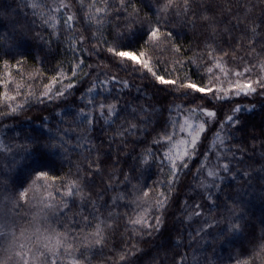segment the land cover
<instances>
[{
	"label": "snow or ice",
	"instance_id": "1",
	"mask_svg": "<svg viewBox=\"0 0 264 264\" xmlns=\"http://www.w3.org/2000/svg\"><path fill=\"white\" fill-rule=\"evenodd\" d=\"M76 2L85 22L94 26L88 37L78 27L79 17L72 10L71 0H26V6L34 17L33 24L39 21L57 38L61 27L71 33L66 48L70 56L69 67L65 70L58 65L55 74L47 78V83L39 80L43 75L39 71L28 77L30 83L17 82L13 71L21 75L23 60L17 57L23 53L14 38L0 34V67L3 69V75H0L3 88L0 109H7L0 110V116L14 114L32 100L40 103L45 100L67 102L77 91V82L91 78L86 92L79 96L83 106L60 114L73 117L77 126L88 130L78 134L77 143L72 146L83 150L80 155L85 160L83 167L76 165L74 177L50 175L41 168H33L13 188L11 185L15 181L7 172L0 170V264H96V256L103 258L100 264L104 261L130 264L140 251L132 238L143 239L163 226V211L171 199L170 193L174 191L178 173L187 169L189 161L196 157L198 142L209 123H218L212 142L216 150L215 161L210 162L206 156L197 169L198 174L203 171L208 178L202 179L199 185L204 190L205 199L210 202L207 214L197 202L190 205L192 211L188 215L189 221L193 217L203 219V225L196 230V236L203 240L210 234L208 229H214L222 222L212 215L213 208L220 207L213 190L222 191L221 184L226 176L236 178L228 160L229 154L235 159V152L229 147L232 139L229 129L239 124L241 107H233L231 114L219 121L216 102L241 96L264 97V18H250L254 5L241 4L243 15L239 11L233 14L231 5L224 8L229 15L227 24L231 27L221 29L213 0ZM177 23L181 29L191 32L190 38L176 27ZM198 23L200 31L197 32ZM17 30L25 34L23 25H19ZM237 32L239 35L235 34ZM86 40L90 47L85 46ZM46 43L51 44V41ZM164 52H170L171 57L162 58L160 53ZM86 57H95L96 63H86ZM8 58L14 59L15 65ZM113 65L125 71L131 70L141 79L150 78L157 86H169L173 97L186 101V104L170 109V114L175 112L176 118L168 122L167 131L153 138L152 144L159 147V155L149 148L140 157L141 167L157 163L162 174L167 168V179L154 181L152 187L133 184L131 172H120L119 159L105 163L108 154L102 152L101 146L88 135L99 120L114 126L117 120L124 119L119 91L131 89L133 85L103 71ZM38 80L40 89L34 91L33 83ZM10 85L13 86L11 89ZM115 85H119V91L112 95ZM194 93L198 95L193 97ZM128 111L135 114V119L141 123L129 120L127 126L121 123L116 128L106 143L112 147L119 141L118 151L124 150L129 138L146 133L151 123L147 107L139 112L130 107ZM66 131L49 128L47 139L40 146L50 152L59 150L68 158L70 141L65 138ZM35 142L39 143L38 140ZM103 143L101 141V145ZM23 147L29 150L27 146ZM0 150L11 151L3 141H0ZM85 151L91 156H85ZM105 169H110L107 176L104 175ZM241 175L249 177L250 174L245 171ZM94 177H100L104 184L103 188L95 191V195ZM117 186L122 190L109 198L110 203L105 201V192ZM228 199L226 197L224 201V208L230 214L224 218L226 228L218 232L213 241L205 240V243L211 245L222 239L245 237L232 257V264H264V233L245 236V214L239 196L232 197V203H228ZM121 203L125 207L134 206L135 212L132 215L121 213ZM122 215L126 220L125 231H130L132 236H122L127 240L124 246L119 250L109 249L115 252L114 257L106 256L104 250L112 242ZM174 247L180 248V241ZM178 255L180 260H174V264H189L187 253ZM191 264L209 262L207 259L201 261L193 254Z\"/></svg>",
	"mask_w": 264,
	"mask_h": 264
},
{
	"label": "trees",
	"instance_id": "2",
	"mask_svg": "<svg viewBox=\"0 0 264 264\" xmlns=\"http://www.w3.org/2000/svg\"><path fill=\"white\" fill-rule=\"evenodd\" d=\"M71 2L73 4L72 10L79 17V29L83 31L86 37L90 36L94 31V26L85 22L76 0H71ZM213 4L216 8L217 22L221 29L225 26L231 27L227 24L229 15L223 10L229 5L232 6L233 14L239 11L241 15H243L241 4L254 5V11L250 18H256L257 20L264 18V0H213ZM0 12L3 13V15H0V34L14 38L20 46L19 51L23 53L22 56L17 57V59L23 60L20 70L21 75H17L15 70L13 71L17 82L28 84L30 83L28 77L39 71L43 73L39 80L47 83V78L55 74L58 65L64 67L65 70L68 69L70 56L66 48L71 33L61 27L59 38H57L52 35L50 29L41 26L39 21L33 24L34 17L31 15V9L26 6V0H0ZM174 23L176 22L174 21ZM19 25L24 26L25 34L17 30ZM176 27L183 33L188 34L189 38L191 37V32L188 29H181L178 23ZM196 30L197 32L200 31L199 23ZM37 33H39V36H37ZM235 34L239 35V32ZM49 40L51 44L46 43ZM85 46L90 47L87 40ZM83 55L86 56V54ZM160 55L162 58L171 57L170 52L160 53ZM8 59L15 65L14 59ZM86 63L94 64L96 58L89 59L86 57ZM103 71L129 81L133 87L119 91V85H115L112 93V95H116L119 91L121 97L120 107L124 109L122 112L124 119L117 120L114 126L106 125L103 120H99L95 127L88 132V135L97 145L101 146L102 152L108 154L105 163L110 164L111 160L119 159L120 172H131L133 184L139 183L141 186L152 187L154 181L167 179V168L162 174L157 163L141 167L139 165L140 157L149 148L159 155V147L153 145L152 140L158 134L167 131L168 122L176 118V113L171 112L170 114V109L175 105L186 104V101L173 97L171 87L157 86L152 83L150 78L141 79L137 73L131 70L125 71L113 65L110 68L103 69ZM192 71L194 72L195 69ZM0 75H3L2 67H0ZM195 78L193 76V79ZM39 80L33 83L34 91L40 89ZM90 83L91 78L80 79L77 82V91L69 97L67 102L45 100V102L40 103L32 100L16 113L0 116V141H3L4 146L11 149L7 152L0 150V170L7 172L11 179L15 181V184L11 185L13 188L18 186L33 168H41L48 171L50 175L73 178L77 171L76 165L84 166V156L80 155V151L83 150L73 149L72 146L77 143V135L88 130L82 126H77L73 117H62L60 114L71 112L74 107L83 106L79 96L86 92ZM12 87V85L9 86L10 89ZM161 88H167L168 90L162 91ZM137 89H140V91ZM2 91L3 88L0 86V92ZM196 95L198 94L194 93L193 97ZM198 103L206 104L205 101H198ZM69 105H72V107H69ZM237 105L242 107L241 112L238 114L240 122L238 125H232L229 129L232 133L229 147L235 152V159H232L231 154L228 157L236 178L232 179L231 176H226L223 184H221L222 191L215 192L213 190L214 196L219 198L220 207L213 208L212 215L222 222L214 229H208L210 234L202 240L196 236V230L203 225V219L193 217L191 221L188 220V215L192 211L190 205L200 203L205 214H207L210 203L205 199L204 190L199 187L200 181L208 178L203 171L197 173L201 161L206 156L210 162L215 161L214 153L216 150L212 147V142L219 125L218 123H209L207 131L202 133L198 142L196 157L189 161L187 169H181L178 173L174 191L170 193L171 199L163 211V226L158 232H154L150 236L145 235L143 239L132 238L133 243H138L140 251L136 253L130 264H174V260L177 262L180 260L178 253H187L189 264H191L193 254L199 257L201 261L207 259L209 264H232V257L235 255L236 249L244 243L245 237L222 239L211 245L205 243V240L213 241L217 233L227 226L224 218L230 214L224 208L226 197L229 198L227 202L232 203L231 198L239 196L245 214V236L251 234L260 236L264 233V97L241 96L226 102L217 101V119L219 121L221 119L225 120L226 116L231 114V109ZM130 107H135L137 112L147 107L149 109L147 115L151 123L148 125L146 133L142 132L136 137L129 138L124 150L118 151L119 141L112 147H109L106 143L116 128L120 127L121 123L127 126L129 120H134L138 124L141 123L139 119H135V114L128 111ZM0 110L6 111L7 109ZM49 128L67 130L64 135L70 141L68 158H65L59 150L50 152L40 146L47 139ZM183 135L186 136V134ZM36 140L39 143L35 142ZM101 141L105 143L101 145ZM23 146H27L29 150L26 151ZM84 155L91 156V153L85 151ZM134 167L136 171H132ZM109 170L105 169V176H107ZM245 171L250 174L249 177L241 175ZM94 180L96 187L93 188V195H95L96 190L104 187L103 180L100 177H94ZM57 184H59V181ZM121 190L117 186L114 190L105 192V201L110 203L109 198ZM56 195L59 198V194ZM101 210L104 211V209ZM119 211L121 213L128 212L129 215H132L135 208L134 206L125 207L121 203ZM125 226L126 220L122 215L115 235L112 237V242L104 250L106 256L114 257L115 252L109 251V249L119 250L124 246L127 240L122 239V236L126 238L132 236L130 231H125ZM177 241L181 243L180 248L174 247ZM102 259L100 256L94 257L96 264H100ZM104 264H111V262L104 261Z\"/></svg>",
	"mask_w": 264,
	"mask_h": 264
},
{
	"label": "rangeland",
	"instance_id": "3",
	"mask_svg": "<svg viewBox=\"0 0 264 264\" xmlns=\"http://www.w3.org/2000/svg\"><path fill=\"white\" fill-rule=\"evenodd\" d=\"M242 108V107H241ZM223 119H221V121H222Z\"/></svg>",
	"mask_w": 264,
	"mask_h": 264
}]
</instances>
